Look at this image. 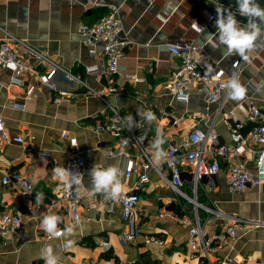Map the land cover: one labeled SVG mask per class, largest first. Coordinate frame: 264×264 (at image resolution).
<instances>
[{
	"label": "crops",
	"instance_id": "obj_1",
	"mask_svg": "<svg viewBox=\"0 0 264 264\" xmlns=\"http://www.w3.org/2000/svg\"><path fill=\"white\" fill-rule=\"evenodd\" d=\"M220 0H0V44L6 35L19 39L18 53L28 57L30 65L41 74H47L50 65L58 68L51 78L53 87L46 90L37 78L20 76L21 84L13 79L11 70H0V118L8 139L0 136V170L16 169L33 180V197L38 206L36 217H30L16 203L15 193L0 186V218L18 214L23 227L20 234L0 238V264H44L40 251L52 245L60 257V264H264V184L240 193L229 190L226 182L228 161L220 159L221 169L212 180L203 179L196 185V201L205 208L248 222L238 232L232 252L222 249L211 262L190 256L189 228L195 220L184 223V216H198L205 236L224 230L228 220L217 218L202 208L184 204L170 190L166 182L168 170L165 160L153 164L152 143L162 135L165 152L170 144L179 146L194 129H211L223 144H230V130L238 121L249 130V110L257 106L264 110V37L245 60L238 54L227 55L214 35L215 20H209L205 11H211L213 2ZM224 3V2H223ZM264 7V6H262ZM114 13L122 24L121 37L127 40L124 56L118 62L117 74L106 76L101 44L95 55L88 53L79 35L82 24H93L101 16ZM243 25L247 21L239 16ZM196 23L204 28L201 31ZM178 42L200 46L217 62L218 67L231 73V63L241 60L238 73L247 88L239 101L227 96L210 103L194 85L186 102L177 100L164 85L171 81L179 65L167 44ZM31 50L38 53L37 57ZM98 70L87 73L86 68ZM217 67H215V70ZM136 74L142 83L128 81L125 76ZM115 107L121 115L131 114L137 133L148 138L147 153L152 164L162 171V177L149 172V182L135 192L139 196L136 210V239L122 245L120 238L126 230L121 220V208L112 212L99 202V194L89 198V172L103 159L107 164H118L124 172L126 161L108 157L106 152L115 146L109 132H96L95 126L109 115L105 100L91 95L83 86ZM110 86L116 94H108ZM30 87L33 90L29 91ZM54 98H60L55 103ZM144 113L155 119L148 121ZM65 132L74 138L72 148L61 138ZM23 138L22 143L14 142ZM80 152L84 161L83 196L78 207L81 217L77 225L61 202L62 185L53 175L57 166L68 168L74 153ZM135 155V152H134ZM137 166V158L133 159ZM247 167H253L250 154L244 155ZM185 191L193 197L191 168L181 166ZM136 175L121 177L122 192L134 190ZM43 194L37 203L36 195ZM63 217L59 225L62 234L50 237L40 228L45 214ZM190 223V224H189ZM196 223V222H195ZM66 227L72 231L65 234ZM22 235L25 240L22 241ZM152 237L161 244H145ZM229 259L224 261L223 259Z\"/></svg>",
	"mask_w": 264,
	"mask_h": 264
},
{
	"label": "built area",
	"instance_id": "obj_2",
	"mask_svg": "<svg viewBox=\"0 0 264 264\" xmlns=\"http://www.w3.org/2000/svg\"><path fill=\"white\" fill-rule=\"evenodd\" d=\"M216 6L228 9L236 13V16L242 17L236 12V7L223 2H213L211 11H205L209 20L217 16ZM245 18V17H242ZM122 24L119 18L114 14L101 16L93 24H82L79 28V35L83 44L87 47L90 55H95L97 45L101 44V54L105 63L106 76L113 77L118 71V62L124 56L123 50L127 46V40L121 37ZM23 43L13 37L6 35L4 41L0 44V70H11L16 77L13 81L21 84L20 76L31 75L37 78L38 82L46 89L53 87L51 78L58 69L53 64L50 65V71L47 74L37 72L29 63L28 57L18 53L16 45ZM167 51L179 59V65L172 74L171 81L164 85L163 88L169 91L174 98L186 102L189 97L191 88L196 85L199 93H204L210 103H215L221 98L226 97V91L222 87L225 79L232 74L239 73L241 60H235L231 63V73L227 74L223 69L218 67L217 62H212L209 56L200 46L193 43L178 42L166 45ZM37 57L41 58L35 51L31 50ZM215 67L217 69L215 70ZM98 70L96 67L86 68L87 73ZM128 81L142 83L143 79L136 74L126 75ZM83 86H87L81 82ZM91 95L98 96L105 100L103 96L97 94L94 90L87 88ZM33 90L30 87L28 93ZM108 94H116V87L110 86ZM55 103L60 98H54ZM109 115L104 122H99L95 126L96 132H109L115 139L113 149L106 152L108 157L122 158L126 161L124 177L130 178L136 175L134 190L122 192L117 200L105 199L99 194V202L108 207L112 212L113 206L121 208V220L126 226L120 238V243L125 245L136 239V210L139 204V196L135 189L149 182V172H155L162 177V171L154 166L148 156V138L137 133L138 123L131 131L124 125V117L121 113L105 100ZM247 120L252 127L245 131L241 122L234 121L230 130V144H223L219 141L218 136L211 129L202 131L194 129L186 139L179 145L170 144L165 153V168L168 170L166 182L170 190L176 197L182 199L184 204H192L195 209L202 208L209 211L217 218L228 220L227 226L221 232L210 236H205L200 229L198 216L192 219L187 215L184 216V223L188 220H195L190 226L188 234V246L190 256L211 262L222 249L229 252L234 250L238 240V232L247 227L248 222L228 217L221 212L213 211L200 205L195 198L196 185L203 179L210 180L211 187L213 179L218 175L221 169L220 159L228 161L226 171V182L228 188L233 193L244 192L249 189L259 188L264 184V110L257 106H252L249 110ZM4 121L0 118V136L3 140L8 139L4 132ZM61 138L66 140L72 148L77 146L74 138H68L63 132ZM22 143L23 138L18 137L13 140ZM135 152V155H134ZM250 154L253 159V167L249 169L244 162L240 160L244 155ZM137 158V166L134 162ZM186 164L191 168L190 175L193 184V197L186 193L185 184L182 178L181 166ZM84 161L80 152L74 153L68 163V168L79 171L83 174ZM0 186L9 187L15 193L16 203L23 207L25 213L30 217H36L38 206L33 197V180L25 176L16 169L0 170ZM83 196V185L77 189L73 187L69 191L62 188L60 201L65 204L66 210L75 222L74 217L81 219L78 213V207ZM196 222V223H195ZM76 223V222H75ZM190 224V223H189ZM23 223L20 215L9 214L0 218V238L6 239L9 235L22 231ZM62 234L60 230L59 237ZM25 237L22 235V241ZM145 244H161L158 239L149 237L145 239ZM226 257L223 260L226 261ZM131 264V263H125ZM223 264V263H222Z\"/></svg>",
	"mask_w": 264,
	"mask_h": 264
},
{
	"label": "clouds",
	"instance_id": "obj_3",
	"mask_svg": "<svg viewBox=\"0 0 264 264\" xmlns=\"http://www.w3.org/2000/svg\"><path fill=\"white\" fill-rule=\"evenodd\" d=\"M236 12L240 16L246 18V23L241 24L236 13L231 10L216 6L217 18L215 25L217 32L214 35L218 43L223 45L227 55L238 54L243 59H248V53L258 47V42L264 37V7L257 3V0H236ZM197 27L201 31H205L198 23ZM222 87L226 91L229 99L239 101L242 100L247 93V88L241 82L237 74H232L224 80ZM143 118L148 121L155 119L151 113H144ZM124 125L131 131L136 127L134 117L129 114L124 120ZM164 139L158 133L157 138L152 143L154 151L153 164L159 165L166 159L167 154L164 152L162 145ZM53 175L62 185L65 191L71 190L73 187L79 189L84 184L83 174L79 171L66 168L62 165L53 169ZM89 175L91 177L89 198L102 194L105 199L117 200L122 194L123 185L121 177L124 175L123 169L118 164H107L103 159L91 168ZM43 194L36 195L37 203L43 202ZM76 224H79V218L74 217ZM63 222V217L55 213L43 215L40 221V228L50 237H57L60 229L59 225ZM65 234L72 231V227H66ZM40 258L44 260V264H60V257L52 245H47L40 251Z\"/></svg>",
	"mask_w": 264,
	"mask_h": 264
},
{
	"label": "water",
	"instance_id": "obj_4",
	"mask_svg": "<svg viewBox=\"0 0 264 264\" xmlns=\"http://www.w3.org/2000/svg\"><path fill=\"white\" fill-rule=\"evenodd\" d=\"M220 1L237 8L236 0H220ZM257 3L260 4L261 7L264 6V0H257ZM244 19L246 20V18Z\"/></svg>",
	"mask_w": 264,
	"mask_h": 264
}]
</instances>
